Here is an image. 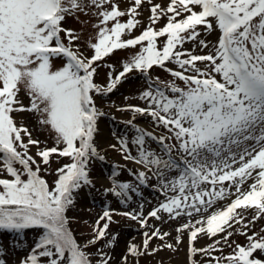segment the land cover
Returning <instances> with one entry per match:
<instances>
[{
	"label": "snow or ice",
	"instance_id": "obj_1",
	"mask_svg": "<svg viewBox=\"0 0 264 264\" xmlns=\"http://www.w3.org/2000/svg\"><path fill=\"white\" fill-rule=\"evenodd\" d=\"M144 2L133 0L122 10L114 0H0V231L16 234L19 244V234L40 230L20 264H94L86 249L106 238L114 210H105L97 219L94 235L85 244L70 228L68 212L76 194L92 184V162L105 159L96 136L107 113L96 97L112 93L134 71L147 83L139 94L145 106L126 104L117 111L150 117L166 133L157 135L137 125L135 116L128 119L134 134L119 137L118 144L125 160L142 166L134 173L138 183L120 182L115 179L119 173L113 172V186L106 192L123 202L131 198L130 192L139 193L140 186L156 180L166 200L148 217L158 220L161 213L169 218L201 213L235 195L226 207L177 229L190 231L192 255L222 252L219 246L228 244L238 225L247 235L264 217V0H170L167 7L147 0L148 26L140 35L130 36L142 23L137 17ZM78 14L97 18L95 42L88 43L90 56L81 50L77 31L64 27L68 17L79 19ZM126 15L129 18L122 21ZM162 17L167 23L156 28ZM201 29L205 37L218 31L217 41L201 38ZM125 35L130 38L124 39ZM161 37L166 39L158 44ZM185 43L194 48L185 49ZM137 45L140 51L123 62L122 70L105 64L117 50ZM196 46L207 53L194 54ZM56 58L65 61L59 68L53 65ZM169 63L178 69L168 68ZM102 65L111 69L106 84L96 82ZM154 66L174 79L154 78ZM24 112L35 118V129L14 115ZM41 129L55 134L53 146L41 147V140L34 137V131ZM32 147L37 149L35 155ZM54 156L57 163L58 158L71 162L55 169L56 179L50 185L41 172L48 171ZM249 180L252 183L243 190ZM249 210L254 215L246 221L244 213ZM120 215L147 226L142 210ZM101 221H105L102 227ZM220 234L224 235L205 248L194 246L199 237ZM168 235L158 228L151 235L145 232L142 247L130 244L122 259L130 264L129 256L150 254L149 242ZM115 239L114 235L106 247H114ZM247 239L229 255L215 257V264H264L254 255L258 250L264 254V235L253 232ZM176 241H181L179 235ZM159 250L152 248L151 253ZM6 255L0 245V264H7ZM111 259L98 249L95 264H110Z\"/></svg>",
	"mask_w": 264,
	"mask_h": 264
},
{
	"label": "rangeland",
	"instance_id": "obj_2",
	"mask_svg": "<svg viewBox=\"0 0 264 264\" xmlns=\"http://www.w3.org/2000/svg\"><path fill=\"white\" fill-rule=\"evenodd\" d=\"M122 10H127L133 3V0H114ZM170 0H152V4L159 3L162 7H167ZM151 5L145 0L142 6L138 9L140 15L137 17L141 20V25L132 31L130 36L140 35L145 27L148 26ZM79 19L74 17H68L64 27L72 28L77 31L80 35V45L81 50L85 55L90 56L92 50L88 47L89 41L95 42V35L97 29L94 27L97 18L90 15L78 14ZM170 15V14H169ZM129 17L126 15L121 18L122 21H126ZM167 23V17H162L155 25L156 28L165 26ZM201 38H204L212 43H215L220 35L218 31H214L208 34L206 37L203 35V30L201 29ZM129 35H125L124 39L130 38ZM166 37L159 38L158 44H162ZM146 43V42H145ZM185 49H193L194 45L192 43H185L183 45ZM140 51V46L137 45L135 48H128L126 50H117L112 56L105 58V64L114 65L115 71L118 72L122 70V64L126 59H129L133 54ZM208 49L201 50L198 46L195 47L194 54H206ZM65 61L60 58L53 60L54 68H59L63 65ZM199 63V62H198ZM203 67L202 64L199 65ZM168 68L178 69V66L172 63L167 65ZM111 69L105 66H101L98 69V75L96 77V82L100 84H106L108 79V72ZM151 75L159 77L162 80L170 81L174 79L170 74L159 67H155L151 71ZM219 78V77H218ZM181 86L182 82L177 81ZM147 87L145 78L139 72L134 71L129 74L127 79L121 83L116 90L108 94L106 97H96V102L99 107L107 113L99 121V134L96 136V144L101 154L105 156L103 161L94 160L90 165V177L92 179V184L82 188L78 194H76L75 205L69 210L68 216L70 219V228L72 229L75 237L81 244L87 243L94 233L93 228L96 224L97 219L103 214L107 209L114 210L112 213V221L109 224L107 230V236L93 246H89L86 250L92 253L94 258L97 256V250L103 249V251L110 254L112 257L110 264H125L122 259L128 254V247L130 244H135L137 246L143 245L145 239L144 233L148 232L151 235L152 231L156 228L159 229L160 233H169L168 236L164 237L163 240L158 238H153L149 242V253L143 256L131 257L129 256L130 264H207L208 261H212L215 264V257L217 256H227L229 255L237 244L246 245L248 243L247 236L252 235L253 232L260 233L264 235V217L256 220L251 226V230L247 232V235L241 234V229L243 225H238L233 236L229 237L228 244L223 242L219 247L223 249L222 252H213L211 256H207L203 253H197L192 255L190 253V231L184 230L178 233L177 229L185 224L191 223L195 224L196 220L200 219L202 216L209 215L212 211L219 210L226 207L228 204L235 199V195L223 200L217 201L216 204L209 208L207 211H202L201 213H195L191 216L182 215L177 218H169L167 213H161V218L155 219L148 217V213L157 207L160 203L166 200L165 193L159 188L156 180H150L148 186H140L139 193L130 192V199L122 202V197H117L113 194L106 192V189L112 187L113 172H118L119 175L115 177L120 182H132L134 184L138 183L135 179V172L142 169L141 165L134 163L131 160H125L123 158V153L119 149L118 138L124 134L129 136L134 134V129L127 125L126 121L133 116L136 117L135 123L139 126H143L148 130L153 131L157 135L165 134L166 130L163 127H155L151 118L144 116L141 117L138 114L129 111H117L123 105H139L145 106V101L139 99V94ZM21 98L25 104L29 103L26 93H21ZM127 98V99H126ZM18 121L26 123L30 129H35L36 120L35 118L27 113L14 114ZM113 117L115 119H113ZM115 134V135H114ZM54 133L48 131L40 130L39 132L34 131V137L41 140V147L53 146L54 144ZM151 147L157 148V145L149 141ZM116 144L117 148H112L110 145ZM134 147V146H133ZM31 153L35 155L37 149L32 147L30 149ZM132 155H136L135 150H133ZM57 158L54 156L52 163L48 166V171L41 172V175L53 185L56 179L55 169L62 166L65 163H70L68 158ZM175 175V173H173ZM252 183L249 180L243 185V190L248 189V185ZM227 185V182H225ZM168 196L173 195L169 192ZM144 217H147V226H141L139 220H133L130 217L120 215L124 212H139L141 211ZM239 211V209H238ZM246 221L250 220L254 215L253 210H249L244 213ZM105 221L100 222L102 227ZM40 230L38 229H28L23 233L19 234V240L22 243H15L17 236L14 233H9L6 231H0V245H3L6 250V261L7 264H20L31 251L32 244L37 240ZM118 234V235H117ZM116 236L114 241V247H106L109 240L113 236ZM181 237V241L177 243L176 237ZM220 234L217 237L209 239L208 237H199L194 243L196 248H205L209 244H212L214 240L220 239ZM172 244L173 248L164 247V245ZM228 245H231L229 247ZM159 247L160 250L155 253H151L152 248ZM257 258L264 259V254L259 250L254 254ZM197 260V261H196Z\"/></svg>",
	"mask_w": 264,
	"mask_h": 264
},
{
	"label": "trees",
	"instance_id": "obj_3",
	"mask_svg": "<svg viewBox=\"0 0 264 264\" xmlns=\"http://www.w3.org/2000/svg\"><path fill=\"white\" fill-rule=\"evenodd\" d=\"M197 261V260H196Z\"/></svg>",
	"mask_w": 264,
	"mask_h": 264
}]
</instances>
